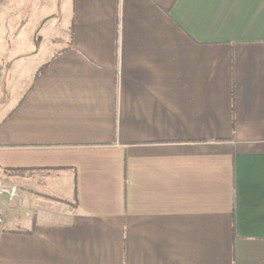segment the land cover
<instances>
[{
    "label": "crops",
    "instance_id": "1",
    "mask_svg": "<svg viewBox=\"0 0 264 264\" xmlns=\"http://www.w3.org/2000/svg\"><path fill=\"white\" fill-rule=\"evenodd\" d=\"M0 27V264H264V0H0Z\"/></svg>",
    "mask_w": 264,
    "mask_h": 264
},
{
    "label": "built area",
    "instance_id": "2",
    "mask_svg": "<svg viewBox=\"0 0 264 264\" xmlns=\"http://www.w3.org/2000/svg\"><path fill=\"white\" fill-rule=\"evenodd\" d=\"M18 195V186L14 183L7 184L0 179V197L13 201ZM3 224V208L0 207V226Z\"/></svg>",
    "mask_w": 264,
    "mask_h": 264
},
{
    "label": "rangeland",
    "instance_id": "3",
    "mask_svg": "<svg viewBox=\"0 0 264 264\" xmlns=\"http://www.w3.org/2000/svg\"><path fill=\"white\" fill-rule=\"evenodd\" d=\"M24 1H25V3H29V1L30 0H23V4H24ZM29 5V4H28ZM33 5V4H32ZM35 8L37 9L38 8V6H39V4H37V3H35ZM41 7H43V5L41 6ZM0 30H1V27H0ZM1 179V178H0ZM2 180V179H1ZM3 181V180H2ZM3 182H5V181H3ZM5 183H7V182H5ZM7 184H11V183H7ZM3 218H4V209H3Z\"/></svg>",
    "mask_w": 264,
    "mask_h": 264
},
{
    "label": "trees",
    "instance_id": "4",
    "mask_svg": "<svg viewBox=\"0 0 264 264\" xmlns=\"http://www.w3.org/2000/svg\"><path fill=\"white\" fill-rule=\"evenodd\" d=\"M42 68V67H41Z\"/></svg>",
    "mask_w": 264,
    "mask_h": 264
}]
</instances>
